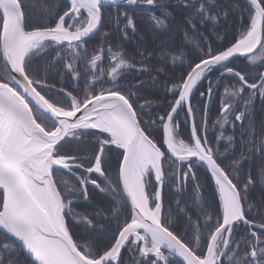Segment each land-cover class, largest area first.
<instances>
[{
    "label": "snow or ice",
    "instance_id": "snow-or-ice-1",
    "mask_svg": "<svg viewBox=\"0 0 264 264\" xmlns=\"http://www.w3.org/2000/svg\"><path fill=\"white\" fill-rule=\"evenodd\" d=\"M181 3L193 29L209 25L215 34L222 19L237 17L239 38L216 49L207 38L206 48L195 45L197 55L180 80L165 85L173 96L170 110L153 118L144 111L150 102H138L156 77L120 83L133 71L153 69L131 59L119 40L113 42L105 30L104 6L112 5L113 28L120 40H128L129 30L137 31L131 14L137 9L157 27H167L171 14L159 0H42L39 18L49 23L33 16L37 0H0V264H126L123 252L129 255L127 264H264V117L256 119V101L264 102V0ZM97 37L99 43L90 44ZM50 52L55 55L46 60ZM162 55L171 56L174 66L184 64L170 52ZM240 59L255 66L256 74L246 76L232 66ZM214 72L219 73L217 88L225 77L237 81L226 84L220 96L215 142L208 138L207 121ZM50 73L82 79L83 95L49 84ZM204 80L207 91L199 95L209 103L198 125L191 97ZM185 107L192 117L187 142L178 138ZM225 153L233 157L228 164ZM169 159L187 170L165 168ZM198 166L210 173L214 195L219 193L214 214ZM189 180L195 221L188 204L181 198L174 202L190 224L186 238L188 230L175 231L163 189L174 187L183 197ZM89 185L103 194L105 206L81 212L77 204L90 202ZM256 189L258 200L252 197ZM124 213L117 235L100 247V221ZM69 218L84 227L85 237H75Z\"/></svg>",
    "mask_w": 264,
    "mask_h": 264
},
{
    "label": "trees",
    "instance_id": "trees-1",
    "mask_svg": "<svg viewBox=\"0 0 264 264\" xmlns=\"http://www.w3.org/2000/svg\"><path fill=\"white\" fill-rule=\"evenodd\" d=\"M42 0H37V8H34L32 14L34 17L38 19L39 23H49V21L43 20L39 18V5ZM159 3L163 4L171 15L167 21V27H157L149 18L148 14L144 11L137 9L135 12H132L133 19L136 22L137 31L135 34H132L131 30H129V39L128 40H120L119 33L113 28L112 25V17L108 14L113 11V7L104 9L105 17H106V25L105 30L112 33L113 42L119 40L122 46V49L129 55L131 59L136 61L144 60V62L148 65L150 69L153 71L149 73H138L131 72L127 75V79L122 80L121 86H125L129 83H135L136 80H145L150 81L151 77H156V85L144 87L141 92L142 96L138 103H144L145 101L150 102V107H146L144 111L146 113H152L153 118H156L159 115H163L166 111L170 110L167 105L169 101L173 100V96L169 91L166 90L165 85L168 87L171 86V82L179 81L182 75V72L187 69L188 63L195 58L197 55L195 51V45L200 44L202 47H207L205 44V38L207 41L211 43L213 49L218 47L228 46L235 39L239 38V25L240 20L233 16L229 15V18L225 20H221L219 25L214 29L215 34H213V30H210L209 25L198 26L197 29H193L186 22L187 18V10L185 5L181 3V0H159ZM222 6L224 5V0H219ZM122 10H125V7H121ZM156 15H160V10L154 9ZM246 19V18H245ZM123 21L121 22V26H123ZM187 35V39L185 38ZM217 36L221 37V39H217ZM99 38L97 37L95 40L91 41L90 44H98ZM144 52L145 56H140L139 53ZM170 52L173 55L179 57L184 61L183 65L176 64L175 66L171 63V56L162 55V53ZM151 55H148V54ZM54 52H50L46 57V60H51V57L54 56ZM198 62V61H197ZM45 63V61H41V64ZM108 60L107 53H105L104 67L107 68ZM139 67V65H137ZM233 67L237 70L242 71L246 76H252L256 74L257 68L255 66L249 65L245 60L240 59L234 61ZM163 67L165 69L164 72H157L156 69ZM213 81V89L214 93L212 96V100L209 104L210 111L207 115L208 121V138L209 140L215 142V136L218 134V126L214 130L213 125L215 121L220 117L219 107H220V96L223 94V88L229 82L236 84L237 81L234 78L225 77L220 81V87H216V80L219 77L218 72H214L209 74ZM49 84H55L57 88L64 87L68 91H72L74 95L80 94L83 95L85 84L81 79L79 81L72 80L68 76L61 77L57 73H50L47 79ZM252 82V81H250ZM105 87L109 85L107 83L104 84ZM100 85H97V89ZM197 87L199 91L194 89L193 95L191 97L192 106L195 110V119L197 124L199 125L201 120L203 119V106L206 103H209L208 99L205 97H200L199 92L207 91L208 81L204 80L198 83ZM54 91V90H53ZM264 104V102L257 99L256 106V119L257 122L260 121L262 117H264V113L260 111V108ZM143 119H147V116H144ZM180 127L179 139H184L186 142L188 141L190 135V123L188 116L186 115V108L180 112L179 115ZM160 129H157L156 133L153 135L156 136V139H159ZM220 150L223 152L224 150V142H220ZM164 151V148H162ZM237 152H239V148H237ZM115 155V153H112ZM122 158V157H120ZM233 157L225 153L223 159L224 164H228L229 161ZM173 159V158H172ZM172 159H169L168 162L164 165L165 168L169 166L178 172V166L183 170L186 169V165H181L180 162L172 163ZM196 174L199 177L200 183L203 186V192L205 201L207 203L208 209L211 213H216L219 208V197L217 192L214 195V181L210 179V173L207 172L206 168L203 166H198L196 169ZM112 172H115V164H113ZM191 186L192 181L188 182V192L180 197V194L176 191V188L170 187L166 185L163 189V199L165 208H171L170 213L172 222L175 225V231L178 233L184 234L186 230H188V235L186 238L191 236L190 224L185 216V213L180 211L175 206V201L177 198H181L185 204L189 205V213L193 217V221H195V211L191 207ZM90 202H85L83 200L79 201L77 204V210L84 212L93 211L96 207L103 208L105 206V202L103 199V194L99 193L96 189H90ZM252 197L256 200L259 199V190H253ZM127 213H124L119 216L117 219H110L108 221L101 220L100 223L104 224V228L96 234V241L100 247H103L105 244L113 240V237L117 235L116 229L120 226L124 217ZM215 219V216H213ZM68 222L70 226H72V230L74 231L75 237H85L87 235L85 229L80 224H74L72 219L69 218ZM203 223V220H201ZM123 258L127 264L129 260V255L127 252L122 253Z\"/></svg>",
    "mask_w": 264,
    "mask_h": 264
},
{
    "label": "flooded vegetation",
    "instance_id": "flooded-vegetation-1",
    "mask_svg": "<svg viewBox=\"0 0 264 264\" xmlns=\"http://www.w3.org/2000/svg\"><path fill=\"white\" fill-rule=\"evenodd\" d=\"M120 7H125L123 4L122 5H120ZM201 97V96H200ZM206 99H207V96H206ZM114 147V146H113ZM164 151H166V149L164 148ZM122 159V158H121ZM181 170V168H180V165L178 166V172ZM89 188L91 189H95L94 188V186H91V185H89Z\"/></svg>",
    "mask_w": 264,
    "mask_h": 264
},
{
    "label": "water",
    "instance_id": "water-1",
    "mask_svg": "<svg viewBox=\"0 0 264 264\" xmlns=\"http://www.w3.org/2000/svg\"><path fill=\"white\" fill-rule=\"evenodd\" d=\"M110 7H112V5H110V4L104 6V8H110ZM189 120H190V125H192V117H189Z\"/></svg>",
    "mask_w": 264,
    "mask_h": 264
},
{
    "label": "rangeland",
    "instance_id": "rangeland-1",
    "mask_svg": "<svg viewBox=\"0 0 264 264\" xmlns=\"http://www.w3.org/2000/svg\"><path fill=\"white\" fill-rule=\"evenodd\" d=\"M218 196H219V193H218Z\"/></svg>",
    "mask_w": 264,
    "mask_h": 264
}]
</instances>
